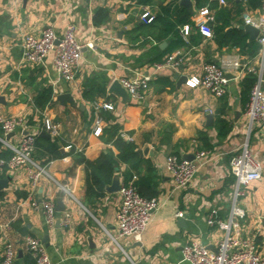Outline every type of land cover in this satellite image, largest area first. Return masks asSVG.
I'll return each mask as SVG.
<instances>
[{
  "label": "crops",
  "instance_id": "obj_1",
  "mask_svg": "<svg viewBox=\"0 0 264 264\" xmlns=\"http://www.w3.org/2000/svg\"><path fill=\"white\" fill-rule=\"evenodd\" d=\"M261 1L227 0L220 7L212 0H190L187 7L182 0H0V113L20 116L27 125L26 130L18 127L7 135L0 130V137L17 145L26 132L43 136V122L49 118L59 125L58 136L50 138H56L59 150L67 153L49 160V153L42 150L40 154L41 147H36L33 158L50 178L42 176L35 185L28 178L27 165L0 172V179H7V187L0 192V258L10 242L16 249L15 264H33L24 243L33 237L43 244L52 264H189L182 259L185 243L195 240L214 251L223 236L205 219L211 210L227 217L235 181L229 161L246 139L263 165V174L244 189L238 201L244 211L241 230L244 237L255 238L257 251L264 257V124L250 130L246 126L243 80L248 76L238 81L228 74L230 81L222 97L189 82L201 75L207 62L256 55L232 44H219L213 35L202 36L195 22L199 8L209 5L212 9L211 27L223 24L225 30L240 29L242 15H256ZM219 9L223 10L217 13ZM146 11L153 17L148 23L141 20ZM164 15L186 21L177 26L178 37L165 34L160 22H155ZM68 24L75 26L83 45L72 82L55 71L54 51L40 64L22 60L23 35L38 36L52 27L61 37ZM243 32L247 41L257 43ZM178 38L183 41L180 46H176ZM89 42L92 48L86 47ZM177 48L185 54L183 64L154 70L155 63ZM142 74H149L151 81L141 99L123 98L110 90L113 82L120 84L123 78ZM181 77L185 80L179 82ZM47 91L50 99L42 106ZM62 93H68L75 105L60 103L56 97ZM94 102L112 105L111 110L98 112L100 136L92 133ZM209 114L211 124L206 119ZM220 120L229 128L224 136L218 132ZM122 133L133 138L139 162L133 166L118 161L103 196L87 198L84 165L76 155L88 160L107 150L116 155L113 140ZM201 149L210 152L207 159L199 163L186 187L175 188L164 166L166 157H183ZM10 154L0 142V155L8 158ZM132 176L146 180L142 189L157 199L159 208L139 240L121 237L115 242L120 196L118 191L107 192L106 187L114 177L120 184ZM47 198L63 207L52 227L46 224L42 208L31 205ZM178 212L182 216L177 217ZM65 213L71 217L69 226L61 224Z\"/></svg>",
  "mask_w": 264,
  "mask_h": 264
},
{
  "label": "built area",
  "instance_id": "obj_2",
  "mask_svg": "<svg viewBox=\"0 0 264 264\" xmlns=\"http://www.w3.org/2000/svg\"><path fill=\"white\" fill-rule=\"evenodd\" d=\"M218 6H224L227 0H212ZM246 1V0H244ZM152 16L146 11L142 14L141 20L145 23L151 22ZM243 23L251 25L258 30L256 42L258 51L251 59H240L238 57L223 59L220 63L207 62L203 64L201 75L191 77V85L207 90L215 97H222L232 79L242 80L246 76L254 77L248 101L245 105L244 115L247 119L246 126L250 130L255 124H264V0L261 1L260 9L256 15L244 13ZM214 21V14L209 5L199 8L196 15V26L199 33L210 38L213 35L211 23ZM186 32H183L185 35ZM86 47H93V43H86ZM21 58L30 64H40L47 54L54 51L53 67L55 71L66 82H72L75 72L82 57L83 45L77 40L76 30L73 24H68L58 37L52 27L44 29L40 35L31 33L23 35L21 44ZM185 54L177 48L167 54L162 61L153 65L154 70L165 68H177L183 64ZM151 76L149 74L126 77L120 80L121 87L126 91L128 97L133 100L141 99L149 88ZM95 114L93 124V135L102 134V121L98 115L99 110H111L112 105L107 102L93 103ZM209 111V110H207ZM59 125L45 118L43 129L51 137L59 134ZM27 129L24 119L20 116H6L0 113V130L4 135L12 133L16 128ZM120 136L126 137L133 142L130 135L122 133ZM36 134L24 133L18 139L17 145H12L3 137L0 142L5 149L10 151V156L5 158L0 155V172L3 168L13 170L19 166H28V178L31 184L35 185L40 177H49L45 167L36 162L33 154L36 149ZM66 146L65 149H69ZM208 150H197L192 160H187L182 156L170 154L165 159V169L175 188H184L193 179L198 169L199 163L207 159ZM230 173L234 176V185L231 194L230 210L226 218L218 216L216 210H211L206 216V224L222 232L216 249L213 251L205 244L190 240L182 246V259L189 264H264V257L257 251L254 237H244L242 233L241 219L244 211L238 205L239 198L244 194V189L253 181L262 177L263 165L253 155L248 140L246 139L239 149L233 153L229 161ZM50 178V177H49ZM136 176H132L126 182L119 184L118 194L120 205L117 211V229L113 240L116 242L121 237H132L139 240L145 228L152 220L153 213L159 208V202L155 197L143 196L135 183ZM33 207L40 206L44 213V219L49 227H52L56 220V206L51 198L44 199L39 203L32 201ZM176 216H182L181 212ZM70 214L65 213L61 219L63 226L70 225ZM25 248L33 259V264H52L43 244L33 237L25 239ZM16 249L12 243L8 242L4 246L0 264H15ZM136 264V263H132Z\"/></svg>",
  "mask_w": 264,
  "mask_h": 264
},
{
  "label": "trees",
  "instance_id": "obj_3",
  "mask_svg": "<svg viewBox=\"0 0 264 264\" xmlns=\"http://www.w3.org/2000/svg\"><path fill=\"white\" fill-rule=\"evenodd\" d=\"M256 4H259V1H256ZM223 9H219L218 12H222ZM170 15L158 16L154 20L159 21L163 27L165 34L174 33L178 37L177 26L181 25L185 20L180 19H170ZM172 18V17H171ZM212 32L214 40L219 44H232L240 48L241 51H245L251 56L256 54L258 51V44L254 41H247V35L238 28H230L228 30L224 29V25H213ZM183 41L178 38L177 45H182ZM243 82L246 84L244 95L246 101H248L249 93L251 86L254 82V77L248 76ZM86 95V93H85ZM50 99V92L47 91L44 94V101L41 102L43 106ZM245 101V102H246ZM228 124L224 121H219L218 132L220 136H224L228 132ZM113 144L117 150L115 155L111 150L101 153L98 158L95 160H88L82 156V154H77V161L83 163L85 171V196L87 198H100L103 196L105 191V186L110 182L115 166L117 162L132 163L133 166H136V163L139 162L137 159V153L135 151V146L132 141L124 139L120 135H116L113 140ZM40 146L41 151H37L41 154L42 150L45 153H49L48 159L61 158L67 153L61 152L59 150V143L56 138L51 139L43 136H37L36 138V147ZM70 151V150H69ZM73 150L71 149L69 153ZM36 152V149H35ZM129 175V174H128ZM145 179L139 178L135 181L138 191L145 197H151L144 192L142 189Z\"/></svg>",
  "mask_w": 264,
  "mask_h": 264
},
{
  "label": "water",
  "instance_id": "obj_4",
  "mask_svg": "<svg viewBox=\"0 0 264 264\" xmlns=\"http://www.w3.org/2000/svg\"><path fill=\"white\" fill-rule=\"evenodd\" d=\"M182 4H184L185 6L189 7L190 6V0H182ZM240 29L245 31L249 36L251 40H255L256 36L258 34V30L251 26V25H242L240 26ZM185 77H181V79L179 80V82L184 81ZM110 90L115 91L117 94H119L120 96H122L123 98L127 97V93L126 91L121 87V85L115 81L112 83ZM56 99L60 102V103H65L66 101L71 103L72 105H75L72 97L67 93H62L57 95ZM207 119V123L211 124L212 121V115H207L206 116ZM41 135L46 136L48 138H50V134L46 133V132H41ZM183 158L187 159V160H192L194 158V154H185L183 155ZM7 187V179H0V192L5 189ZM119 189V179L117 177H114L110 183V185H108L106 187V191L113 193V192H117ZM56 210L57 211H62L63 207L59 204L56 206ZM180 223H184V219L183 218H179L178 220ZM263 223H264V219H262Z\"/></svg>",
  "mask_w": 264,
  "mask_h": 264
},
{
  "label": "rangeland",
  "instance_id": "obj_5",
  "mask_svg": "<svg viewBox=\"0 0 264 264\" xmlns=\"http://www.w3.org/2000/svg\"><path fill=\"white\" fill-rule=\"evenodd\" d=\"M241 199V197L239 198V200Z\"/></svg>",
  "mask_w": 264,
  "mask_h": 264
}]
</instances>
